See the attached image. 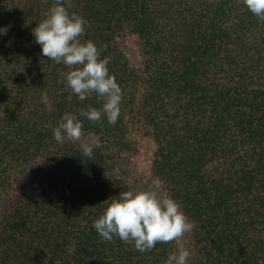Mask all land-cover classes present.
Wrapping results in <instances>:
<instances>
[{
	"label": "trees",
	"instance_id": "1",
	"mask_svg": "<svg viewBox=\"0 0 264 264\" xmlns=\"http://www.w3.org/2000/svg\"><path fill=\"white\" fill-rule=\"evenodd\" d=\"M54 3L0 0V264H165L174 241L140 253L91 228L130 190L136 137L153 144L151 180L195 222L191 264H264V22L240 0H64L88 22L81 41L111 58L123 97L110 125L79 116L102 101L78 100L62 82L71 69L34 40ZM65 113L83 123L79 141H55Z\"/></svg>",
	"mask_w": 264,
	"mask_h": 264
},
{
	"label": "clouds",
	"instance_id": "2",
	"mask_svg": "<svg viewBox=\"0 0 264 264\" xmlns=\"http://www.w3.org/2000/svg\"><path fill=\"white\" fill-rule=\"evenodd\" d=\"M240 2L259 22H264V0ZM70 7L71 4L65 6L64 0H55L32 30V35L43 57L71 69L61 73L62 82H66L78 100L85 101L95 95L102 101L100 108L88 106L81 109L79 116L90 122L106 120L115 125L121 114L123 92L109 73L111 58H101V50L93 41H81L89 25L81 15L69 12ZM40 102L47 111H54L47 92L41 93ZM82 129L83 123L76 114L65 113L52 132L55 141L63 143L65 140L79 141ZM99 146V139H95L81 143L79 151L82 157L90 159L94 148ZM194 227L195 222L182 211L181 205L162 193L160 181L148 189L120 192L91 225L103 240L111 242L118 238L131 243L140 253L151 251L157 243L179 241ZM190 255L189 249L181 244L165 264H188Z\"/></svg>",
	"mask_w": 264,
	"mask_h": 264
},
{
	"label": "rangeland",
	"instance_id": "3",
	"mask_svg": "<svg viewBox=\"0 0 264 264\" xmlns=\"http://www.w3.org/2000/svg\"><path fill=\"white\" fill-rule=\"evenodd\" d=\"M119 45L122 51L130 58L132 65H136L138 59L132 39L123 40ZM135 140L137 142V151L130 161L124 164L121 176L131 190H144L150 188L154 184L149 176L148 170L153 152V144L146 138L136 137ZM174 242V252H176L179 245L183 244L191 253L192 248L189 233H186L181 240ZM188 264H191V255Z\"/></svg>",
	"mask_w": 264,
	"mask_h": 264
}]
</instances>
